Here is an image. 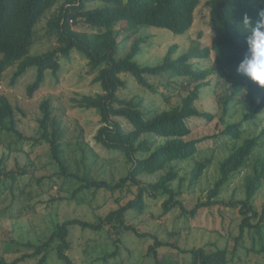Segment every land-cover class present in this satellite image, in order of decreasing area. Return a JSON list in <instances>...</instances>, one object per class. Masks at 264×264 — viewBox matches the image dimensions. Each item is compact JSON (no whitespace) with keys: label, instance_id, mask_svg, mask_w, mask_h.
Instances as JSON below:
<instances>
[{"label":"trees","instance_id":"trees-1","mask_svg":"<svg viewBox=\"0 0 264 264\" xmlns=\"http://www.w3.org/2000/svg\"><path fill=\"white\" fill-rule=\"evenodd\" d=\"M93 2L102 5L87 8ZM200 3L201 0H0V81L3 73L11 66H17L11 76L12 85L29 69L35 68L34 80L27 86V94L32 97L41 88L48 71L59 80L62 57L69 58L73 51L82 53L88 60L91 72H96L94 80L100 84L102 91L94 95H83L77 104L82 108L94 109L99 114L101 126L95 135L96 142L108 151L125 156L131 163L127 174L115 184L94 179L87 172L82 176L70 172L63 157L61 139L64 131L61 123L53 115L51 99L42 100L38 122L44 133L28 138L34 144L44 141L49 146L53 162L59 167V175L80 183L72 191L73 197L91 188L105 190L112 195L119 192L120 195L115 198L117 207L97 222L76 218L65 220L55 226L43 243H27L33 247L32 252L24 253L13 261L0 256V264H19L27 259H38L37 264H46L51 245L56 241L58 258L66 264H75L66 253L71 247V227L78 225L98 231L105 225H112L119 232L124 228L138 233L133 225L126 224L125 217L130 210L137 214L146 211V195L154 198L165 196L162 203L164 213L180 207L184 213L195 216L203 206L219 203L238 207L241 220L233 249L230 250L228 246L211 251L203 247L181 249L191 254V261L187 264H227L231 259L229 253H236L245 233L253 239H260V249L255 242L251 249L264 255V209L259 212L254 206V199L264 183V159L255 160L252 171L245 176L243 199L228 203L217 199L230 177L248 166L253 152L261 145L264 128L260 136L245 138L220 163V176L208 190L204 202L187 210L181 198V182L179 189L173 187V182L179 177L176 163L194 158L199 145L209 138H189L192 133L189 120L194 117H203L209 121L214 119L213 114L201 111L196 106L201 89L209 85L213 68H202L194 60L209 59L213 55L218 68L229 69L237 76L229 92L222 96L225 113L231 102L236 104L249 101V108L242 119L225 124L219 134L239 140L243 133V123L255 120L264 111L263 88L255 82L246 86L248 79L236 72L247 51L246 35L242 33L240 25L245 15L254 22L259 11L264 9V3L261 0H207L213 32L209 45L196 43L187 51L177 54L178 45L174 44L169 47L161 62L148 65L136 61L141 44L145 41L144 38H137L125 56H118V36L121 31L118 25L131 33L147 26L183 35L192 28L195 11ZM51 10L54 11L47 20L46 34L55 39V45L46 52L32 55L35 28L43 15ZM81 23L89 30L75 28ZM199 35L201 37L202 33ZM121 73H129L139 85L155 93L159 90L149 81V76L164 77L167 85H175L184 80L182 86L188 84L192 87L178 105L146 116L142 110V99H122L119 96V90L125 86ZM120 119H124L128 126ZM0 128L26 139L16 127L15 109L4 95L0 96ZM212 161V156L196 161L190 171L191 184L198 183ZM3 163L0 159V177H9L12 184L17 178L16 174L27 173L24 167L5 173ZM155 174H159L156 181L146 182L142 178ZM158 245L162 244L156 240L149 252L153 254L155 264H166L159 259L156 250Z\"/></svg>","mask_w":264,"mask_h":264},{"label":"rangeland","instance_id":"rangeland-1","mask_svg":"<svg viewBox=\"0 0 264 264\" xmlns=\"http://www.w3.org/2000/svg\"><path fill=\"white\" fill-rule=\"evenodd\" d=\"M206 2L201 0L195 11L192 28L183 35L147 26L131 33L118 25L117 28L121 30L118 36V56H125L137 38H144L145 41L141 44L136 61L148 65L161 62L169 47L174 44L178 45L177 54L187 51L196 43L209 45L213 32ZM100 5V2H93L87 8ZM53 11L45 13L35 28L32 55L46 52L55 45V39L46 34V23ZM75 28L89 30L82 23ZM60 61L59 80L48 71L41 88L32 97L27 94V86L34 80L35 68L29 69L12 85L11 76L17 66H11L3 73L0 81V96H6L13 105L16 127L26 138H19L0 128V159L4 162L2 167L5 173L23 167L27 170L26 174H16L13 184L9 177H0V256L8 261L32 252L33 247L27 243H43L55 226L65 220L76 218L97 222L117 207L115 198L120 195L119 192L112 195L108 191L91 188L73 197L72 191L80 183L59 175V167L53 162L49 146L44 141L34 144L28 138L44 133L38 122L42 100L51 99L53 115L61 123L64 131L61 139L63 157L70 172L79 176L87 172L94 179L115 184L127 174L131 165L125 156L108 151L96 142L95 135L101 126V118L96 110L82 108L77 104L83 95H94L102 91L100 84L94 80L96 72H91L85 55L73 51L69 58L62 57ZM194 62L202 68H213L209 85L201 89L196 106L201 111L213 114L214 119L209 121L203 117H194L189 120L192 129L189 138H209L199 145L194 158L176 163L179 177L173 182V187L179 189L181 182V198L187 210L206 200L208 190L220 176V163L233 148L247 137L260 136L264 128L263 111L255 120L243 123V133L239 140L219 134L225 124L242 119L249 108V101L236 104L231 102L225 113L222 96L229 92L237 76L229 69L218 68L213 55L209 59ZM120 76L125 86L119 90V96L122 99H142V110L146 116L178 105L192 87L188 84L182 86L184 80L175 85H167L164 77L149 76V81L159 90L155 93L139 85L129 73H121ZM250 83L253 82L247 80L246 86ZM120 120L128 126L124 119ZM208 156H212V163L198 183L191 184L192 167L196 161ZM260 159H264V137L261 138V145L253 152L248 166L230 177L217 199L225 203L243 199L244 178L252 171L253 162ZM158 177L159 174H155L142 178L150 182L156 181ZM165 198L163 195L156 198L146 195L147 208L143 214L132 210L126 213V224L133 225L138 233L124 228L119 232L112 225H105L98 231L78 225L71 227V247L66 253L75 264H155L149 248L158 240L162 244L156 247L161 261L166 264H187L191 261V254L181 249L203 247L211 251L226 246L233 249L241 220L238 207L219 203L203 206L195 216L184 213L180 207L164 213L162 203ZM254 206L259 212L264 209V183L254 199ZM255 239L245 233L236 253H229L231 259L227 264H264V255L251 249L254 242L260 249V239ZM56 246L57 241L51 245L46 264H66L58 258ZM37 263L38 259H27L19 264Z\"/></svg>","mask_w":264,"mask_h":264},{"label":"clouds","instance_id":"clouds-1","mask_svg":"<svg viewBox=\"0 0 264 264\" xmlns=\"http://www.w3.org/2000/svg\"><path fill=\"white\" fill-rule=\"evenodd\" d=\"M264 3V0H261ZM246 35L247 51L239 62L236 72L251 82L264 87V9L259 11L258 18L253 22L245 15L240 25Z\"/></svg>","mask_w":264,"mask_h":264}]
</instances>
